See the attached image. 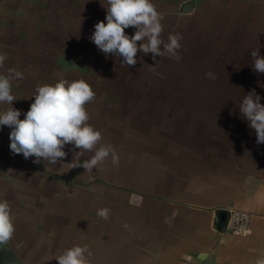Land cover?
<instances>
[{
	"label": "rangeland",
	"instance_id": "374dc122",
	"mask_svg": "<svg viewBox=\"0 0 264 264\" xmlns=\"http://www.w3.org/2000/svg\"><path fill=\"white\" fill-rule=\"evenodd\" d=\"M77 27L82 26H76V30ZM207 28L213 30L189 31L183 36L175 55L161 47L163 55L156 58V64L151 53L138 52L136 65L129 67H121L122 58L105 56L91 42L90 32L81 30L74 36L62 31L66 29L62 23H47L45 35L41 32L47 40L26 56L14 55L13 50H8V44L14 42L0 35V46L6 47L0 53H9L0 75L14 70L24 77L12 81L16 97L12 107L21 111L20 119L34 101L32 96L38 86L62 79L85 80L96 93L94 101L86 105L89 123L102 133L101 143L111 145L119 158L113 165L110 155L98 169H93L91 176L82 167L69 170L67 164H37L34 157L25 159L22 154H12L11 129L0 127V166L9 165L11 177L17 179L13 187H0V200L10 203L15 226L7 243L24 264H58L55 257L74 245L89 246L92 264L132 260L127 253L129 235L119 239L114 229H109L105 238L101 234L105 225L130 226L138 222L137 216H123L130 205V194L146 191V185L136 181L138 174L146 172L151 162L170 156L165 152L170 144L194 146L212 139L223 140V136L210 132L224 131L232 123L244 122L247 131L254 132L242 118L239 105L252 89L264 104V74L235 73L237 68L224 57L233 43L228 42L226 29L217 25ZM167 41L168 37L164 42ZM67 57L73 58L75 65L65 72ZM8 107L0 105V112ZM71 149L72 145L65 146L68 155L62 163L72 161ZM92 155L85 152L81 160ZM102 208L116 209L113 214L118 215L117 221L99 217L97 211ZM116 250L117 256L113 257Z\"/></svg>",
	"mask_w": 264,
	"mask_h": 264
},
{
	"label": "crops",
	"instance_id": "0c3cea01",
	"mask_svg": "<svg viewBox=\"0 0 264 264\" xmlns=\"http://www.w3.org/2000/svg\"><path fill=\"white\" fill-rule=\"evenodd\" d=\"M151 2L164 17L163 41L170 34L183 37L189 31L205 33L213 30L208 26H220L226 29L228 42H233L224 57L237 68L235 73H255L251 52L259 48L264 56V0ZM102 4L105 0H0V35L14 42L8 44L14 55L26 56L47 40V23H62L66 26L62 31L74 36L81 30L92 34L97 22H106ZM76 26L82 29L76 30ZM135 31L133 27L125 29L130 36ZM230 125L224 131L210 132L223 140L214 136L218 140L194 146L168 145L165 152L170 156L151 162L147 173L138 174L136 181L145 184L146 191L130 194L123 215L137 216L138 222L127 229L123 225L102 229L104 238L109 229H114L119 239L131 238L127 253L132 260L119 264H264V144L256 143V134L247 131L246 123ZM8 166H0L1 188L13 187L17 180ZM221 209L249 212L250 225L244 235L216 228ZM109 210V217L117 221L116 209ZM84 226L87 229L88 225Z\"/></svg>",
	"mask_w": 264,
	"mask_h": 264
},
{
	"label": "clouds",
	"instance_id": "9594fccd",
	"mask_svg": "<svg viewBox=\"0 0 264 264\" xmlns=\"http://www.w3.org/2000/svg\"><path fill=\"white\" fill-rule=\"evenodd\" d=\"M105 21L94 25L90 40L105 56L112 54L122 58L121 67L134 66L137 53L152 54L153 61L163 55V51L175 55L181 48L182 35L170 34L168 41L161 39L163 15L151 0H105ZM136 29L134 35H128L125 29ZM138 42H140L138 44ZM252 68L257 74H264V56L259 48L251 52ZM7 59L6 53H0V68ZM23 74L10 70L8 75H0V105H9L0 112V127L7 126L10 151L22 154L25 159L34 157V163L45 166L67 164L69 170L77 167L85 169V174L98 169L111 155L113 165L119 158L111 145H103L102 133L90 123L86 105L94 101L96 93L85 80L68 81L62 79L54 84H44L35 90L34 101L20 119L21 111L12 107L16 97L12 94V81L23 80ZM255 89L250 90L239 105V111L248 126L256 134V143L264 144V104ZM66 145H72L73 159L62 163L68 153ZM79 149V151H75ZM85 152H92L90 158L81 160ZM97 215L108 220L110 210L102 208ZM129 225L125 224L127 229ZM15 232L12 209L7 200H0V245L9 242ZM92 252L88 245H74L55 257L58 264H92Z\"/></svg>",
	"mask_w": 264,
	"mask_h": 264
},
{
	"label": "water",
	"instance_id": "95a60500",
	"mask_svg": "<svg viewBox=\"0 0 264 264\" xmlns=\"http://www.w3.org/2000/svg\"><path fill=\"white\" fill-rule=\"evenodd\" d=\"M75 65V60L71 57H67L64 65V71L68 72L70 71ZM219 214V221L216 225V228L220 232H227L228 229V221L230 217V212L228 210H218ZM3 247V250L6 252V254L9 256L11 260H19V258L14 254L8 243L1 245ZM2 258V259H1ZM0 260H5V258L1 254L0 250Z\"/></svg>",
	"mask_w": 264,
	"mask_h": 264
},
{
	"label": "built area",
	"instance_id": "2783aa9c",
	"mask_svg": "<svg viewBox=\"0 0 264 264\" xmlns=\"http://www.w3.org/2000/svg\"><path fill=\"white\" fill-rule=\"evenodd\" d=\"M251 216L249 212L241 209L230 211L228 230L236 235H244L249 228Z\"/></svg>",
	"mask_w": 264,
	"mask_h": 264
},
{
	"label": "flooded vegetation",
	"instance_id": "af4514ba",
	"mask_svg": "<svg viewBox=\"0 0 264 264\" xmlns=\"http://www.w3.org/2000/svg\"><path fill=\"white\" fill-rule=\"evenodd\" d=\"M0 250L2 256L5 258V260H0V264H24L22 260H11L9 256L6 254V252L3 250V247L0 245ZM2 259V258H1Z\"/></svg>",
	"mask_w": 264,
	"mask_h": 264
}]
</instances>
